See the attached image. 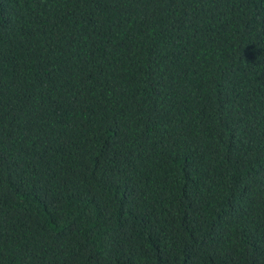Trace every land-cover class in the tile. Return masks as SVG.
Masks as SVG:
<instances>
[{
	"label": "trees",
	"instance_id": "16d2710c",
	"mask_svg": "<svg viewBox=\"0 0 264 264\" xmlns=\"http://www.w3.org/2000/svg\"><path fill=\"white\" fill-rule=\"evenodd\" d=\"M0 264H264V0H0Z\"/></svg>",
	"mask_w": 264,
	"mask_h": 264
}]
</instances>
